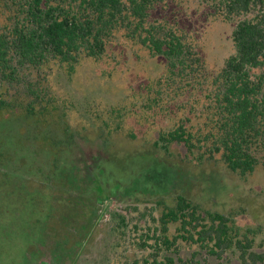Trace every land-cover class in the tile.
<instances>
[{
	"label": "trees",
	"instance_id": "trees-1",
	"mask_svg": "<svg viewBox=\"0 0 264 264\" xmlns=\"http://www.w3.org/2000/svg\"><path fill=\"white\" fill-rule=\"evenodd\" d=\"M140 51L153 67L149 76L127 65L130 52L140 61ZM77 120L96 130L104 151L75 141L88 137ZM11 129L48 146L54 175L62 152L79 145L74 170L84 182L92 172L95 191L82 198L69 232L76 254L100 237L102 264H201L177 258L183 243L216 255L235 247L243 264L264 260L246 233L238 238L229 215L174 191L186 173L164 156L176 143L200 163L219 158L250 183L254 198L264 196L261 183L258 190L250 182L264 179V0H0L3 192H14L9 167L27 160L14 150ZM150 130L152 151L113 156L118 134ZM137 168L156 178L154 186L125 189ZM72 196L63 201L70 211ZM108 199L119 207L101 217Z\"/></svg>",
	"mask_w": 264,
	"mask_h": 264
},
{
	"label": "rangeland",
	"instance_id": "rangeland-1",
	"mask_svg": "<svg viewBox=\"0 0 264 264\" xmlns=\"http://www.w3.org/2000/svg\"><path fill=\"white\" fill-rule=\"evenodd\" d=\"M139 54L141 59L136 63L138 58L130 52L127 65L149 76L154 71L153 67L148 65L144 51H140ZM101 87L105 91L104 84ZM84 88L90 89L88 84ZM111 89L115 91L116 87L112 85ZM77 122L80 125V133L88 137L82 136V139L79 135L75 141L84 140L94 147L91 148L92 150H103L96 144L101 142L96 140V130L94 128L88 130V126L84 128L80 120ZM9 133V136L18 140L13 145L14 150L27 160L18 166L12 164L9 167L11 176L15 180L14 192L0 191V264H102L97 262L96 254L100 237L91 247L80 248L78 254H76L77 246L74 240L69 239V232H73L74 222L78 220L82 211L81 206L84 202L82 198L91 196L95 191L92 184L93 178L90 177L92 172L86 170L87 180L84 182L83 175L74 170L78 169L76 164L80 165L82 162L76 150L79 145L73 143L70 149L62 152L63 157L58 161L59 170L54 175L48 146L39 141L37 143L33 136L26 139L24 135L12 129ZM155 134L154 130H150L144 135L129 138L120 133L115 137L114 142L111 141L110 150L114 153L113 156L120 158L152 151ZM164 156L186 173L185 179L180 180L175 187L173 186L175 192L194 198L204 209L219 210L229 215L235 225L241 228L238 238L244 240L243 235L246 233L252 241V250L264 255V196L254 198L255 194L247 191L250 183L241 181L236 174L225 168L219 158L200 163L189 155L182 145L176 143ZM108 167L111 171L113 170L106 164L105 172L108 171ZM4 174L5 176L0 174V179L8 177L7 173ZM257 176L255 179L251 178L250 182L259 190L258 182L261 183V187H264V179ZM30 179L37 182L30 183ZM155 179L148 172L137 168L128 180L124 179L126 181L124 187L128 191L141 190L146 185L154 186ZM165 179L171 180L172 175ZM149 181L152 183L149 184ZM220 187L224 188L223 191ZM204 188L208 195L215 196L212 201L209 196L204 195ZM75 194H77L76 197H74ZM68 196L74 197L71 211L66 209V203L63 202ZM214 200L216 202H213ZM223 200L226 201L222 202ZM116 207H119L116 200L104 201L101 206V217H105L107 209ZM14 220L23 224L21 231L14 230ZM28 243L34 247L31 254H28V247H31ZM181 246L182 251L177 258L182 257L184 260L193 258L201 264H243L240 251L235 247L227 249L221 255H216L210 250L200 249L194 245L183 243ZM176 264H180L179 259ZM259 264H264V260Z\"/></svg>",
	"mask_w": 264,
	"mask_h": 264
}]
</instances>
